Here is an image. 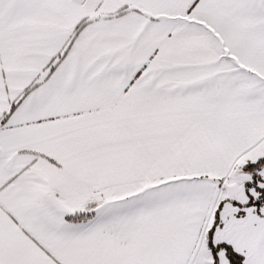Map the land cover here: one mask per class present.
Here are the masks:
<instances>
[{"label":"snow or ice","instance_id":"6c2138e0","mask_svg":"<svg viewBox=\"0 0 264 264\" xmlns=\"http://www.w3.org/2000/svg\"><path fill=\"white\" fill-rule=\"evenodd\" d=\"M0 264H264V0H0Z\"/></svg>","mask_w":264,"mask_h":264}]
</instances>
